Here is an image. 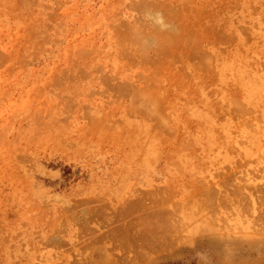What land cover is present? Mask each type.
I'll return each mask as SVG.
<instances>
[{"label": "rangeland", "instance_id": "obj_1", "mask_svg": "<svg viewBox=\"0 0 264 264\" xmlns=\"http://www.w3.org/2000/svg\"><path fill=\"white\" fill-rule=\"evenodd\" d=\"M0 264H264V0H0Z\"/></svg>", "mask_w": 264, "mask_h": 264}, {"label": "bare ground", "instance_id": "obj_2", "mask_svg": "<svg viewBox=\"0 0 264 264\" xmlns=\"http://www.w3.org/2000/svg\"><path fill=\"white\" fill-rule=\"evenodd\" d=\"M169 13V12H168ZM167 22V21H166ZM152 28V27H151ZM146 29V28H145ZM142 30V29H141ZM152 31V30H151ZM157 31V30H156ZM160 31V30H159ZM153 32V31H152ZM161 33V32H160ZM162 34V33H161ZM142 36V35H141ZM179 36V35H178ZM169 37V36H168ZM136 38V37H135ZM179 39V38H178ZM186 39H188V38H186ZM157 40V39H156ZM166 40H167V38H166ZM173 40V39H172ZM182 40V39H181ZM190 40H192V39H190ZM158 41V40H157ZM168 42V41H167ZM144 43V42H143ZM173 43V42H172ZM177 43V42H176ZM179 43V42H178ZM164 51V50H163ZM208 59V58H207ZM159 64V63H158ZM201 66V65H200ZM90 72V71H89ZM158 75V74H157ZM151 76V75H150ZM154 83V82H153ZM144 88H146V87H144ZM150 90V89H149ZM158 94V93H157ZM148 98V97H147ZM234 99V98H233ZM151 101V100H150ZM234 102V101H233ZM136 104V103H135ZM140 104V103H139ZM145 104V103H144ZM154 105V104H153ZM161 105V104H160ZM136 106V105H135ZM148 106V105H147ZM138 107V106H137ZM248 109V108H247ZM155 110V109H154ZM98 111V110H97ZM157 112V111H156ZM238 113V112H237ZM160 114V113H159ZM153 115V114H152ZM158 115V114H157ZM161 122V121H160ZM254 125V124H253ZM167 127V126H166ZM235 189V188H234ZM233 189V190H234ZM204 190V189H203ZM163 191V190H162ZM235 191V190H234ZM226 192V191H225ZM239 192V191H238ZM242 192V191H241ZM226 194V193H225ZM227 196V195H226ZM160 197V196H159ZM161 198V197H160ZM230 200V199H229ZM156 202V201H155ZM139 203V202H138ZM142 204V203H141ZM144 211V210H143ZM148 212V211H147ZM149 213V212H148ZM147 213V214H148ZM150 214V213H149ZM161 216V215H160ZM146 218V217H145ZM123 219V218H122ZM153 219V218H152ZM119 220V219H118ZM121 221V220H120ZM116 223V222H115ZM120 224H121V222H120ZM119 224V227L121 226ZM125 224V223H124ZM123 225V224H122ZM132 226V225H131ZM121 228H123V227H121ZM135 228V227H134ZM137 228V227H136ZM152 228V227H151ZM160 228V227H159ZM120 229V228H119ZM124 229V228H123ZM130 229V228H129ZM139 229V228H138ZM240 229V228H239ZM238 229V230H239ZM252 229V228H251ZM137 230V229H136ZM152 230V229H151ZM110 231V230H109ZM120 231V230H119ZM138 231V230H137ZM149 231H150V229H149ZM128 232V231H127ZM153 232V231H152ZM108 234V233H107ZM131 234V233H130ZM142 234V233H141ZM141 234H138V235H141ZM257 234V233H256ZM133 235V234H132ZM248 235V234H247ZM258 235V234H257ZM124 236V235H123ZM126 236V235H125ZM137 236V235H136ZM135 236V237H136ZM150 237V236H149ZM189 237V236H188ZM124 238V237H123ZM137 238V237H136ZM139 238V237H138ZM152 238V237H151ZM190 238V237H189ZM248 238V236H246V239ZM125 239H127V238H125ZM133 239V238H132ZM144 239V238H143ZM147 239H149L148 237H147ZM146 239V240H147ZM187 240H188V238H186ZM150 240V239H149ZM187 240H186V242H187ZM192 240V239H191ZM6 241V240H5ZM124 241V240H123ZM134 241V240H133ZM140 241V240H139ZM148 241V240H147ZM137 242V241H136ZM185 242V241H184ZM189 242H190V240H189ZM142 243V242H141ZM146 243V242H145ZM183 243V242H182ZM136 244V243H135ZM3 249V248H2Z\"/></svg>", "mask_w": 264, "mask_h": 264}]
</instances>
